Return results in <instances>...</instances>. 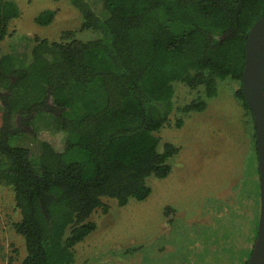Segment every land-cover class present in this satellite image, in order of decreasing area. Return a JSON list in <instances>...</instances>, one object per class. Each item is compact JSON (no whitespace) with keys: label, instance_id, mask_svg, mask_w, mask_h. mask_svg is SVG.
<instances>
[{"label":"trees","instance_id":"trees-1","mask_svg":"<svg viewBox=\"0 0 264 264\" xmlns=\"http://www.w3.org/2000/svg\"><path fill=\"white\" fill-rule=\"evenodd\" d=\"M69 1L81 15L79 30H92L91 38L76 30L59 40L36 37L20 65L0 52V184L13 188L21 211L13 225L27 251L20 264H73L75 246L96 230L90 216L108 211L105 197L121 206L146 199L147 178L167 177L169 159L180 151L171 142L161 151L156 132L174 111L207 109L220 81L234 83L251 127L248 147L258 156L242 75L264 0ZM20 14L15 0H0V44ZM55 15L46 9L35 20L48 25ZM175 81L200 89L199 96L175 106ZM13 117L42 138L40 172L29 148L9 143L19 130ZM175 125L182 127L184 117ZM59 133L62 145L48 138ZM255 221L256 238L259 216Z\"/></svg>","mask_w":264,"mask_h":264},{"label":"rangeland","instance_id":"rangeland-1","mask_svg":"<svg viewBox=\"0 0 264 264\" xmlns=\"http://www.w3.org/2000/svg\"><path fill=\"white\" fill-rule=\"evenodd\" d=\"M15 1L21 14L11 21L0 52L14 55L18 65L29 60L36 37L59 40L65 30H76L83 40L94 35L79 30L82 18L69 0ZM46 9L55 10V18L39 25L36 16ZM174 90L175 106L200 94L181 81L174 82ZM181 116L184 125L177 127ZM170 117L156 132L161 151L167 142L180 147L169 159L170 174L149 176L152 192L144 200L132 198L121 206L105 197L108 211L101 207L90 216L96 230L75 246L73 264H245L249 259L260 208L258 157L248 147L251 127L245 126L234 83L220 81L218 94L208 99L203 112L174 111ZM12 125L19 130L9 143L29 148L40 172L42 138L16 117ZM63 137L48 138L62 145ZM21 218L13 188L0 184V264H20L27 254L24 238L13 226Z\"/></svg>","mask_w":264,"mask_h":264},{"label":"water","instance_id":"water-1","mask_svg":"<svg viewBox=\"0 0 264 264\" xmlns=\"http://www.w3.org/2000/svg\"><path fill=\"white\" fill-rule=\"evenodd\" d=\"M242 89L254 114L260 182L258 234L246 264H264V14L254 23L246 40Z\"/></svg>","mask_w":264,"mask_h":264}]
</instances>
